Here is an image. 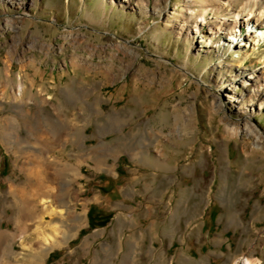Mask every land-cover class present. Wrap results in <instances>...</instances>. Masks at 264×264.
<instances>
[{
	"label": "rangeland",
	"instance_id": "obj_1",
	"mask_svg": "<svg viewBox=\"0 0 264 264\" xmlns=\"http://www.w3.org/2000/svg\"><path fill=\"white\" fill-rule=\"evenodd\" d=\"M193 1L0 0L4 264L45 229L37 264H264V40L201 42Z\"/></svg>",
	"mask_w": 264,
	"mask_h": 264
},
{
	"label": "bare ground",
	"instance_id": "obj_2",
	"mask_svg": "<svg viewBox=\"0 0 264 264\" xmlns=\"http://www.w3.org/2000/svg\"><path fill=\"white\" fill-rule=\"evenodd\" d=\"M113 1L118 3L121 0ZM123 1L128 2V0ZM234 1L236 0H195L192 2L193 6L199 8L194 13H191V16L195 18V32L199 35V38H201V42L206 40L211 41L218 35H223L225 37L223 42H221L223 46L229 45L234 48V51L238 50V52H244L248 51V49L257 47L259 43L264 40V0H248V3L244 4L243 10H237L235 6H232ZM192 4L190 8L193 7ZM250 5L253 6L250 7ZM228 7L232 8L228 9ZM208 9L215 14V16L211 18L214 19L213 21H208L206 18L207 12L205 10ZM221 13L227 14L222 16ZM180 16L184 17L183 14H180ZM245 28L248 29L247 32L244 31ZM240 38L244 39H242L241 42H238V39L240 40ZM219 68H223V66H219ZM259 80L260 76L256 73L251 74L250 76L240 73V81L238 82V85L248 89L255 86L254 84L259 82ZM237 90L238 88L235 87H227V89L224 88L222 91L225 92L227 96L233 97ZM242 96L245 100L246 97L244 95ZM237 101L238 100H235V102ZM43 201L42 206L46 216L54 218L55 216L62 215L61 212L55 209L47 200ZM47 226H49V223ZM56 231L57 230H54L52 233L50 231L47 232L46 229L37 231L36 239L42 246V252L40 254H27L28 258L23 256L20 258V256H17L13 249H11L9 250L8 255L9 261L6 260L7 262L5 261V264H37L43 253L53 248L55 249L57 246L59 247V237L57 238V235L55 234ZM26 247L29 246L27 245ZM1 254L0 250V259L3 258V256L1 258ZM1 261L2 260H0V262ZM3 262L4 261H2L1 264H4ZM243 264H253V261L246 258Z\"/></svg>",
	"mask_w": 264,
	"mask_h": 264
}]
</instances>
